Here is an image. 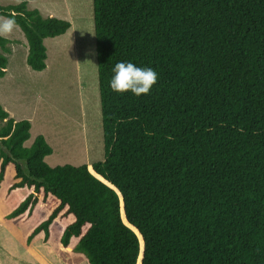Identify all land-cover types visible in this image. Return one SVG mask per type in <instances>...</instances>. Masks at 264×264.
I'll return each instance as SVG.
<instances>
[{
    "label": "trees",
    "instance_id": "1",
    "mask_svg": "<svg viewBox=\"0 0 264 264\" xmlns=\"http://www.w3.org/2000/svg\"><path fill=\"white\" fill-rule=\"evenodd\" d=\"M23 13L28 66L71 23ZM104 158L51 167L43 135L0 106V193L24 199L6 222L47 215L24 243H52L87 264H264V0H93ZM10 39L0 38V69ZM151 67L147 95L109 87L118 62ZM7 72L0 71V80ZM60 256V254H58ZM62 257V256H60ZM67 257H64L66 259Z\"/></svg>",
    "mask_w": 264,
    "mask_h": 264
},
{
    "label": "rangeland",
    "instance_id": "2",
    "mask_svg": "<svg viewBox=\"0 0 264 264\" xmlns=\"http://www.w3.org/2000/svg\"><path fill=\"white\" fill-rule=\"evenodd\" d=\"M15 4L16 0H0L1 6ZM28 8L39 10L45 18L51 15L67 20L72 26L65 35L45 40L48 58L43 72L33 71L28 66V42L20 27L14 30L8 37L12 42L11 53L7 55L8 71L0 80V106L10 118L31 122V138L25 143L26 147H31L37 136L45 137L53 149L45 159L49 166H82L102 161L104 139L93 0H33ZM8 183L3 184L0 193V244L9 240L19 253L24 247V234L44 220L47 212L39 207L23 228L17 221L14 224L18 231L12 225L4 228L5 211L13 210L27 194L26 190H18L3 202ZM62 233L63 226L54 223L51 250L60 254L66 263L87 264L83 256L62 251L59 246ZM34 250L49 252L40 246Z\"/></svg>",
    "mask_w": 264,
    "mask_h": 264
},
{
    "label": "clouds",
    "instance_id": "3",
    "mask_svg": "<svg viewBox=\"0 0 264 264\" xmlns=\"http://www.w3.org/2000/svg\"><path fill=\"white\" fill-rule=\"evenodd\" d=\"M17 4L23 3L24 0H16ZM27 18L23 13L11 11L7 15H0V38L7 39L14 30L19 28L16 17ZM0 71L7 72V68ZM112 77L109 80L110 89L117 94L132 93L136 97L147 95L152 87L158 82V73L151 67L137 66L135 63L118 62L112 68Z\"/></svg>",
    "mask_w": 264,
    "mask_h": 264
},
{
    "label": "crops",
    "instance_id": "4",
    "mask_svg": "<svg viewBox=\"0 0 264 264\" xmlns=\"http://www.w3.org/2000/svg\"><path fill=\"white\" fill-rule=\"evenodd\" d=\"M49 17L52 16L50 15ZM6 212L8 213V211H5L4 216ZM10 225L18 231L16 224L12 222L3 224L4 228ZM22 244L24 247L20 249L19 253H16L17 250H14V246L10 244L9 240L5 239L0 244V264H37V262H39L38 264H70L68 262L66 263L58 253L53 252L49 244H44L41 239L35 241L30 247H27L24 241H22ZM36 246H40L42 250H48L49 252L35 251ZM22 251H25L26 254H23ZM71 264H76V261L71 262Z\"/></svg>",
    "mask_w": 264,
    "mask_h": 264
}]
</instances>
